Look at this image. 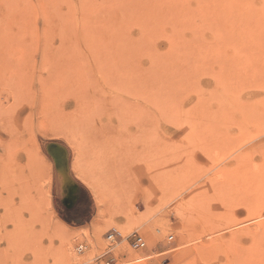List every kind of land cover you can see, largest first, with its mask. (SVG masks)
Returning a JSON list of instances; mask_svg holds the SVG:
<instances>
[{
  "label": "rangeland",
  "instance_id": "obj_1",
  "mask_svg": "<svg viewBox=\"0 0 264 264\" xmlns=\"http://www.w3.org/2000/svg\"><path fill=\"white\" fill-rule=\"evenodd\" d=\"M263 136L264 0H0V264H246L253 240L230 228L264 220L246 150Z\"/></svg>",
  "mask_w": 264,
  "mask_h": 264
},
{
  "label": "bare ground",
  "instance_id": "obj_2",
  "mask_svg": "<svg viewBox=\"0 0 264 264\" xmlns=\"http://www.w3.org/2000/svg\"><path fill=\"white\" fill-rule=\"evenodd\" d=\"M246 150L248 153L250 152L251 154H256V156L258 158V162H259V165L261 168V185L260 186H262V188L264 189V136L261 139H259L258 141L250 143L249 146L246 147ZM65 167L66 166L64 165L63 161H60L59 162V170L61 172L60 171L59 172L62 173L63 175L65 173ZM73 172L75 173V177L77 179L84 182L89 187V189L92 190L94 198L96 199L98 204L101 205L102 204L101 190H99L96 183L93 182L94 180L92 181L90 179L91 177L89 178L87 173H85L78 166V164L74 165ZM63 177L64 176H62V179H65ZM26 179H27V176L25 175V177H22L20 180V181H25V183L23 184L24 187L26 185ZM27 181H30V180H27ZM29 188H30V185L28 186V189L22 188L21 201H22L23 205L26 206V208H28V206L31 205V202H30L31 196L29 195L30 194ZM261 220H263L262 214H261V216H258V217H251L248 219H243L242 221L234 224V226H232L230 228V229H233V227H238V228L233 229V231H231L232 237H234V236L246 237V238L251 239V241L253 240L252 242H253L254 247L251 249H248L246 252H244L245 254H243V255H247L246 258L245 257L243 258L244 263H246V264H264V239L262 237V235L264 234V231L263 232H262V230L260 232L254 231V229L256 227H260V228L264 227V220L263 221H261ZM259 221H261V222H259ZM58 223H59V225L63 226L64 228H68L67 225H65L62 221L60 222L58 220ZM185 232L186 231H184V233L182 235H184V238L186 240L183 242V244H180V247L178 245V250L179 249L182 250L184 247L188 246L187 233H185ZM59 236H60V239L62 242V244H61L62 246L60 248L61 254H63V256L65 258L68 257V258L75 260L74 259L75 253L73 254V249H74V252H80L83 250L84 244H79V246H76V251H75V245H73V242H72L71 238L67 235L66 231L62 230L61 232H59ZM96 239H98V238H96ZM172 239H173V237H172ZM112 240H115V237ZM170 241H172V240H170ZM223 241H224L223 236H220V237H217V239L210 241L209 244L216 246L217 244H219ZM206 245H208V244H204V247ZM96 246H97V244H96ZM174 251H176V249H171L167 252H174ZM61 260H63V259H61ZM243 260H242V262H243ZM239 261L241 262V260H239Z\"/></svg>",
  "mask_w": 264,
  "mask_h": 264
},
{
  "label": "crops",
  "instance_id": "obj_3",
  "mask_svg": "<svg viewBox=\"0 0 264 264\" xmlns=\"http://www.w3.org/2000/svg\"><path fill=\"white\" fill-rule=\"evenodd\" d=\"M79 189H81V190H83V192L85 193V195H84V197L82 198V200H81V203H80V207H82L81 209H80V215H81V219L79 220V222H74L72 219H70V220H72L73 221V225L74 226H82V225H86L87 223H89L90 221H91V217H90V210H91V206L89 205V202H88V192H87V190H85L82 186H80L79 184L77 185V184H75V185H73L72 186V188H71V195H73V201L71 202V204H69V205H67V207L68 208H71L75 203H76V201H77V197H76V194L78 193V190ZM70 193H68L67 195H64L63 196V198H62V200H61V205H62V207L64 208V205H66L65 204V199L67 198V196L69 195ZM68 201V203H70V201L69 200H67ZM64 210H65V208L64 209H62V216H64L63 214V212H64ZM65 217V216H64ZM66 218V217H65ZM66 219H69V218H66Z\"/></svg>",
  "mask_w": 264,
  "mask_h": 264
},
{
  "label": "flooded vegetation",
  "instance_id": "obj_4",
  "mask_svg": "<svg viewBox=\"0 0 264 264\" xmlns=\"http://www.w3.org/2000/svg\"><path fill=\"white\" fill-rule=\"evenodd\" d=\"M85 193L83 192V190L79 189L78 190V193L76 194V197H77V201L76 203L71 207V208H68L67 205L71 204V202L73 201V195H71V193L67 196V198L65 199V204L64 205V216L66 218H69V219H72L74 222H79V220L81 219V215H80V209L82 207H80V203H81V200L82 198L84 197ZM70 201V203H68V201Z\"/></svg>",
  "mask_w": 264,
  "mask_h": 264
},
{
  "label": "built area",
  "instance_id": "obj_5",
  "mask_svg": "<svg viewBox=\"0 0 264 264\" xmlns=\"http://www.w3.org/2000/svg\"><path fill=\"white\" fill-rule=\"evenodd\" d=\"M114 237L115 235L110 234L107 240L113 242L114 240L112 239ZM168 240H172V236L169 237ZM129 241H130L131 247L135 250H144L147 247L146 240H144V238L138 233H133Z\"/></svg>",
  "mask_w": 264,
  "mask_h": 264
},
{
  "label": "trees",
  "instance_id": "obj_6",
  "mask_svg": "<svg viewBox=\"0 0 264 264\" xmlns=\"http://www.w3.org/2000/svg\"><path fill=\"white\" fill-rule=\"evenodd\" d=\"M63 220H64L67 224H69V225H73V221L70 220V219H66L64 216H63Z\"/></svg>",
  "mask_w": 264,
  "mask_h": 264
}]
</instances>
